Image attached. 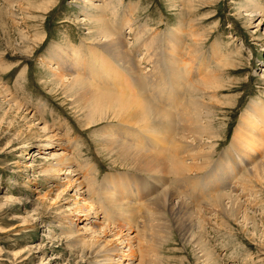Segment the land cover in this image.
I'll return each instance as SVG.
<instances>
[{"label":"rangeland","instance_id":"rangeland-1","mask_svg":"<svg viewBox=\"0 0 264 264\" xmlns=\"http://www.w3.org/2000/svg\"><path fill=\"white\" fill-rule=\"evenodd\" d=\"M82 1L0 0V264H91V256L87 251L82 252L78 245L71 243L73 236L71 234L74 229L69 222L78 217L77 208L83 205L80 200L75 203L77 198L74 192L75 187L72 185L81 180L84 185H87L91 179L95 180L103 197L99 199L97 196H90V193L82 194L86 188L81 190V197L85 195L82 198L97 213L96 219L93 218L94 214L89 215L88 223L93 220H99L101 223L105 221L103 222L106 225H103L105 230L101 229L100 225L92 227L97 230L92 236V241L97 243L113 241L116 238L113 236L116 233L113 228L114 217L110 216L112 215L110 212L107 214L106 210L108 211L109 207L104 203V193L109 190L107 187L110 183H116L119 187V192H114L113 196L118 197L121 194L127 198L129 189L134 188L132 195L134 199L142 191L144 197L151 194L146 199L147 201L151 199L150 202L163 196V200H168H166L167 207L171 195L175 198H172L175 203L178 200L180 203L183 201L185 203L175 207L173 216L165 211L164 217L159 216L160 218L156 221L160 222L156 224V221L151 218L148 221V214L144 213V208L141 206L142 202L136 201V203L130 198L135 209L140 206L142 209L140 214L139 209L134 210L133 218L136 217L134 219H137L135 221L138 224L148 225L142 235H137L139 238L142 236L141 239L134 240L133 246H137L134 258L129 261L130 264H205L197 242H194L197 238L207 244V248L209 247L213 252L216 264H264V188H260L264 186L263 184L261 186L255 174L257 168L264 163V147L261 146L255 155L256 158L251 160L248 167L241 165L237 168L233 165L235 152L231 146L234 133L237 127L241 126L242 116L250 110L251 104L256 101L264 109V0H255L257 4L248 3V0H121L122 2L116 6L119 17L124 8L133 7L131 19L135 21L134 29L137 30L140 26L147 29L145 34L143 29L144 35L139 37L140 41H138L151 42V46L139 47L136 50V56H144L146 50L152 54L155 52L159 54L157 59L163 62L160 64L164 70L163 59L166 54L162 48L165 45V37L179 36L178 47L174 54L176 59L179 58L177 64L185 67L189 59L201 58L202 61L200 60L197 64V68L202 70L208 79H206L208 85L204 91L203 89L198 91L197 87L191 88L192 82L181 86L177 95L173 91L172 103L166 101L164 95H153V92L148 89L143 91L144 99L149 101L152 107L157 105L156 108L160 110L159 115H168L172 119L176 133L183 131L180 128L184 127V124L182 125L179 121L178 110L191 102L197 104L201 123L210 120V124H213L208 130L210 135L208 132L202 135L204 143L201 145L203 146L188 149V151L193 150L191 154L185 151L187 149L183 151L182 148L170 147L171 141L177 135L172 133V140L168 139L164 147V158L172 165L174 161L181 163L180 160H182L181 164L183 162L188 164L191 163V159H187L186 155H195L197 164L200 166L191 168L189 175L187 172L180 178L173 177V171L169 172L165 176L164 184L153 193H147L151 187L153 188L152 176L143 174L133 165H124L123 163H126L124 159L119 158L108 147L102 146V133L111 128V123L113 125L116 122L99 121L87 125L84 120L77 118L81 112L76 107L77 104L74 103V109L69 106L71 98H64L49 85H44L45 82L48 83L49 61L46 62L43 58L49 55L48 51L53 45L66 47L72 54L81 43H84L85 48L81 50V55L88 61L90 59L86 58L87 54L98 56L97 54L102 53L93 39L91 40V36L97 31L96 22L84 16H94L98 12L92 8L93 6L84 5ZM190 1L195 3H193L195 8L190 5ZM91 2L95 5L100 0H91ZM186 4H188L187 8L184 6ZM81 5L86 6L87 9H82ZM255 5L262 11L259 16H253L251 19L248 16L251 9H247L248 7L255 9ZM106 21L110 26L108 18ZM88 31L92 35L85 34ZM135 32L129 33L127 28L122 30V37L125 40L128 38L126 42L129 43L128 47L131 50L135 46ZM199 36L202 39L197 38ZM48 59L47 57L46 60ZM195 61L190 66H193ZM110 64L113 63H105L102 67L109 69L115 66ZM148 67L147 63L141 64L142 71ZM85 75L87 83L103 88V83L95 82L89 74L85 73ZM118 75L120 73L116 71L115 76ZM216 80L222 85H218ZM107 86L112 87L110 83ZM75 90L77 88H74L71 94H74L73 98L76 99L78 92ZM131 93L137 95L136 90ZM136 99H142V97ZM202 107H210V109ZM166 110L170 114H167ZM250 125H254V122L246 119L243 132ZM211 128L214 130L212 131ZM261 128L260 126L259 130ZM134 130L140 133L137 129ZM243 132L239 135L242 136ZM141 140L139 138L137 141L141 144L143 142ZM188 141L192 142L191 139ZM139 143L137 144L136 140L132 142L135 147L143 150ZM66 149L68 150L65 151L66 154L74 160L71 172L68 175L55 173L53 166L56 158ZM202 150L209 154H205ZM107 152H111L112 155ZM187 152L189 154H185ZM200 152L202 155H207L205 158L207 162L199 155ZM118 159L121 160V164ZM251 167L252 169H249ZM64 169L63 167V172L66 171ZM196 170L201 173L198 171L196 173ZM214 175L219 180L225 177L234 183L239 178L238 180L243 182L242 184L235 182V195L241 201L237 216L229 213L230 209L226 208L229 205L226 203L227 200L224 201L226 206L224 208L228 209L226 211L228 217L226 218L222 211H218L216 203H213L215 194L211 193L217 188L210 187L206 191L201 189L203 182L211 181ZM147 180H149V186H147ZM189 183L198 184L195 193L185 191L188 186L190 187ZM246 186L250 188L247 189ZM244 187L246 190L242 192L241 189ZM168 188V191L173 190L176 196L172 192L164 195L163 190L167 191ZM53 198H57L55 204L52 203ZM201 201L203 203H200ZM209 201L214 205H211ZM203 204H207V210ZM182 208L186 211L190 210L187 216ZM196 210H200L201 213ZM245 210L246 214H249L248 220H243ZM180 211L183 213L178 216ZM175 213V218L178 216V219H174ZM180 217H182L181 221L185 220L182 221L183 223ZM145 221L150 224L146 225ZM164 221L169 222V225ZM174 222H179V227ZM88 223L79 225L78 233L87 227ZM190 224L192 227L189 226ZM155 226H159V229ZM153 229L154 233L151 232ZM136 230L135 228L134 231ZM188 230L192 231L191 234ZM103 231L106 232L105 235L102 234ZM149 232L152 239L150 235H147L150 234ZM134 233L132 232L131 236ZM184 233L186 236H182ZM165 235L169 236L165 237ZM122 250L125 251V248Z\"/></svg>","mask_w":264,"mask_h":264},{"label":"bare ground","instance_id":"bare-ground-1","mask_svg":"<svg viewBox=\"0 0 264 264\" xmlns=\"http://www.w3.org/2000/svg\"><path fill=\"white\" fill-rule=\"evenodd\" d=\"M121 2H122L121 0H111L110 2H109V0H100L99 3H95V5H94L93 2H91V0H87V1L83 0L82 1V3L84 5L87 4L90 7L93 6L92 8L98 12V14L94 15V16L93 15H84V16H85V18L87 16V18L95 20V22H96L97 28H95V29H97V31L94 33L93 36H91V40L93 39L94 44L97 45V47L100 49V52H102V53L97 54L98 56L92 55V54H87L86 58L90 59V61H88V59H85L81 55V50L83 48H85L84 43H81L78 46V48L72 52V54H70L71 51L68 50L66 47L61 48V47H59L58 44L53 45L51 47V49L48 51L49 55L43 58L46 62L49 61V63H48V65H49L48 83L45 82L44 85H47V86L49 85V87L56 90V92H58L60 95L64 96V98H67V97L71 98V100H70L71 102L68 103L69 106L72 109H74V107H73L74 103L77 104L76 107L79 110H81L80 113L78 112L79 114H78L77 118H79L80 120H84L87 125H91V124L97 123L99 121L103 122V121H112L113 120L114 122H116L115 124H113L114 126L111 123V128L110 129L108 128L109 129L108 131H105L104 133H102L103 145L102 144L101 145L104 147L105 146L108 147V149L111 152H114V154L119 156V158L124 159L126 161V163H123L124 165L125 164H128V166L133 165L136 168H138V171H141L143 174L152 176L151 181H153V183H152L153 188L151 187L147 193H149V192L153 193V192L159 190L160 187L164 184L163 182L165 181V176L169 172L173 171L174 172L173 177L179 176V178H180V176L185 175L187 172L189 175V173L191 172L190 171L191 168H193V167L198 168L200 166L197 164L198 161H196L197 156L190 155L193 152V150L188 151V149L193 148V147L195 149V148H197V146L204 143V142H202V135H206L208 130L210 129V126L213 124H210V120H205V122L204 121L203 122L206 124H204V123L202 124L200 117L198 115V112H197V108H196L197 104H194L191 102L190 104L187 103L188 105L187 104L183 105L178 110L179 121L182 125L184 124V127L182 126V128H180L181 130L183 129V131L176 133V132H174L175 130H174L173 126H175V125H173L172 119L168 115L167 116H164L162 114L159 115L158 111H160V110H158V107L156 108L157 105L152 107V104L149 103V101H146L144 99L145 95L143 94V91L148 89V90L153 92V95H158V96L164 95V98L166 99V101H168L169 103H172V99L174 98L173 97V91H175V94L177 95L179 93L180 87L181 86L183 87L190 82L193 83L191 88L197 87L198 91H200L201 89H203V91H204V89H206L207 85H208L206 83L207 76L204 75L202 70L197 68V64L200 62L201 58L198 60L194 59V58H193L194 60L189 59L188 63H185V67H184V65L181 66V64L180 65L177 64V61L179 58L176 59L174 54L176 52V48L178 47L179 36L168 35L165 37V39H166V41L164 43L165 45H163L164 48H162V49H164V52L166 54L165 59L162 58L163 61H165L164 62V70L160 64L163 62L160 61L159 59H157L159 54H157L155 52H154V54H152L149 50H146L144 56H136L135 53L139 47L151 46V42H148V41L139 42L140 41L139 37H142L147 32V29L143 28V26H140L137 30L134 29L135 21L131 19L133 7L130 8L127 6L126 8H124L121 16L120 17L118 16V9L116 6H118ZM251 2L254 3L255 0H248V3H251ZM193 3H194L193 1H190V5H192V7L195 6V5H193ZM84 5H81L82 9L83 8L87 9L86 6H84ZM187 5L188 4H186L184 6H186V8H187ZM254 7H255V9L252 7H248V9H247V10L251 9V11H249V15H248L249 18H251V19L253 16H259V14H261V11H262V10L260 11L257 9L258 8L257 5H255ZM83 13L85 14V12H83ZM12 15H14V14H12ZM106 18L109 19L110 26H108ZM257 26H258V24H257ZM123 28H127L129 33H133V31H136L134 33V40H135L134 45L135 46L133 47L134 49H132V50L130 47H128L129 43L126 42V40L128 38H126V40H125L122 37ZM143 29H144V34H142ZM85 34L88 35L91 33L88 31ZM197 38L202 39L201 36H199ZM178 53H180V52H178ZM47 57L49 58L48 60H46ZM194 61L196 63L193 66H190V64L193 63ZM109 62L113 63L110 65H115V66H112L109 69H105L104 67H102L103 64L109 63ZM142 63H147L150 68L148 67L145 71H142V69H141ZM227 65H229V64H227ZM117 68H119V69H117ZM116 71H118L120 73V75L115 76ZM85 73L91 75L92 80H95V82H98V83H103L106 87L104 85H102L103 88H98V87H95V85L93 86V85L87 83L85 81V79H86ZM211 73H212V71H211ZM107 74H108V77H107ZM204 79H205V81H203ZM213 82H214V80H213ZM213 82L211 83L212 85H213ZM217 82H218V80H216V83ZM108 83H110L112 87H108L107 86ZM211 84H209V86ZM217 84L222 85L221 82H219ZM74 88L75 89L77 88V90H75V91L78 92L76 95V99L73 98L74 94H71V92ZM133 90H136L137 95H133L131 93ZM190 95H192V94H190ZM138 97H142V99H136ZM190 97H192V96H190ZM192 98H194V96ZM68 104H66V105H68ZM209 105H211V103ZM202 108H209L210 109V107H202ZM82 110H85V112H82ZM166 112H167V114H170L168 112V110H166ZM211 112H213V109ZM208 115H209V113H208ZM246 119L252 120L254 122V125L248 126L247 129L243 132ZM211 120H213V119H211ZM192 125H193V127H191ZM260 126L262 127L261 129L263 131L261 129L259 130ZM134 129H137L138 131H140V133L136 132ZM212 129L213 128H211V130ZM44 130H49V129L44 128ZM49 131L52 132L51 130H49ZM187 131H188V133H187ZM242 132H243V134H242V136H240L239 134H241ZM172 133L177 134L173 140L171 139ZM208 133H209L208 135H210V132H208ZM211 133H214V132H211ZM211 135H213V134H211ZM55 136H56V134H55ZM55 136L53 135V137H55ZM100 137H101V135H100ZM48 138H50V136H48ZM139 138H141L143 140V142L141 144L139 143L140 141L139 142L137 141ZM210 138L214 139V137H212V136H210ZM168 139L172 140L171 141L172 146L170 145V147H172L173 149L182 148L183 151H184V149H187L185 151H188L190 154L188 152L185 153V154H189V155H186V158L187 159L190 158L191 163L185 164L187 162H185V163L183 162V164H181L182 160H180L181 163L178 160L179 163H177V161L175 163V161H174L175 164L173 163V165H172V164H170L169 161H167L164 158V156H163V152L165 150L164 147H166ZM188 139H191L192 142H189ZM133 140H136L137 144L139 143L140 145H142V147L144 149L141 150V149L135 147L132 144ZM205 144H204V146H205ZM201 146H203V145H201ZM231 146L234 148V152H235V155L233 157V162H234L233 165H234V167H237V168H239L241 165H243V167H248L247 165H249L251 160L253 161L257 151L261 148V146L264 147V109L261 108L260 103L255 101L253 104H251L250 110L242 116L241 126L237 127V129L234 133V136H233V141H232ZM208 149H210V148H208ZM196 150L198 151V149H196ZM65 151H68V150L67 149L63 150L62 153L58 154V157L56 158V161H55V164L53 167H55V170H54L55 173L68 175L71 172L70 171L71 165H72V162L74 160L72 159V157H69ZM202 151H204V150H202ZM111 152H107V153H111ZM212 152H213V150H212ZM200 153H199V155L201 157H203L204 160L206 161L207 159H205V158L207 157V155H205V154L206 153L209 154V153L207 151L206 152L204 151L205 154H203V155H202V153L201 154ZM111 155H112V153H111ZM177 156H175V157H177ZM180 156H182V155H180ZM242 159H243V161H241ZM118 160H120V159H118ZM119 162H120V164L122 163L121 160ZM123 164H122V166H123ZM256 164H257V162H256ZM253 166H254V164H253ZM63 167L66 169V171H64V172L62 171ZM82 169H84V168H82ZM249 169H252V167ZM199 170H196V173H197V171L201 173V171H199ZM252 171H251V173H252ZM192 173H194V172H192ZM255 174L259 178V180H260L259 182H261V186H262V184L264 186V163L261 164L260 168H257V171ZM215 175L213 176V179L212 178L210 179L211 181L203 182V188H201V189H204L206 191V189L209 190L210 187H214L213 189L217 188V189L213 190L211 193L215 194L213 197V199H214L213 203H216L215 206L217 205L218 211H222L223 214H225V216H226V211L228 209H230L231 211L229 210V213L230 214L232 213L231 215H233V216H235V215L237 216L239 214V211H237V209H238V207H241L240 206L241 201L235 195V192H236L235 182L237 181V184H240L242 181H239L238 180L239 178H237V180L233 183V182H230L229 178H225V177H222L219 180L218 177H215ZM244 175H245V173H244ZM248 175H250V174H248ZM252 175L254 176V174H252ZM171 176H172V174H171ZM250 178H251V176H250ZM258 178H256V179L258 180ZM175 179H177V178H175ZM149 180H147V184H148ZM240 180H241V177H240ZM151 181H150V184H151ZM247 182H249V181H247ZM72 184H74V183H72ZM189 185H190V187L188 186V188L185 191L187 192V190H188L189 193H193V192L195 193L196 192L195 188L198 184L196 185L194 183H189ZM72 186L75 187L74 192H75V197L77 198L75 203H77V201L80 200L83 202V205L80 207L77 205L78 206V208H77V210H78L77 216L78 217L74 221L73 220L69 221L71 228L74 229V231H72V234H71L73 236L72 237L69 236V237H71V239H72L71 243L73 245H75V246L78 245L79 249H81L82 252L84 250L87 251L88 255L91 256V260H92L91 264H130L129 261L134 258V256H135L134 251H135V247L137 246V245L133 246L134 240L137 241L139 238L138 236H140V234L142 235V232H145L144 231L145 228H148L147 224L149 223L148 221H150L149 218L156 221L158 218H160L159 216H161V215L163 216L166 213L165 211H167L168 214L173 216V211L175 210V207L184 203V201L182 203L178 202L179 200L175 203L174 200L172 199V198H174V197H172V195L169 198L168 207H167V202H166L167 199L165 198L166 200H163V198H162L163 196L156 198V201H154V202H150L151 201V199H150V201L148 200L150 203H148V201L146 199L151 194L144 197V193L142 191H140V195L135 196L136 198L134 199V197L132 196L134 194V191H135L134 188L129 189V191L127 193V195H128L127 198L125 196H122L121 194H119L120 196H118V197L113 196L114 192H119V187H118V184H116V183H110V185L107 187L109 190H107L104 193V196H105L104 203L108 204V207H109L108 211L106 210L107 214L110 212V214H112L110 216L114 217L113 228H114V230H116V231H114L116 233H114L113 236H116V238L113 241H106V242L102 241V243L101 242L97 243L95 241H92V236L97 231L94 228L100 225L101 226L100 228L105 230L103 228V225L105 224L103 222H105V221H102V223H101L99 220H93V221H91V223H88L89 222L88 221L89 215L91 213L94 214L93 218L96 219L97 213L94 212L95 209L92 206H90L87 202H85V200L82 198L85 195L81 197V193H82L81 190L86 188V191H84V193H82V194L90 193V196H97L99 199H100V197L102 198L103 195H101V192H99V188L96 186L94 179H91V181L87 185H84V183L81 180L80 182L77 181V183L72 185ZM147 186H149V184ZM246 187H247V189L250 188L248 186H246ZM260 188H264V187H260ZM226 189H228V191ZM166 190L167 191L163 190L164 195H168L169 188ZM241 190H242V192H245L244 190H246V189L244 187ZM171 192H172V194L174 193L173 190L170 191L169 193L171 194ZM202 192H204V191H202ZM174 195L176 196L175 193H174ZM206 195H207V193H206ZM158 196H156V197H158ZM130 198L133 199V202H136V201L142 202L141 206L144 208V211H145L144 213L148 214V217L145 216L148 219L147 223L145 221L147 226H143L144 224H142V225L138 224V222L135 221L137 219H134L136 217L133 218V214H135L134 210L139 209V214H140V213H142V211L140 212V210H142V209H140L141 206H140V208L135 209V207L132 205L133 202L131 201ZM196 199H197V197H196ZM198 199H199V197H198ZM182 200H183V198H182ZM225 200H227L226 203L229 204V205H227L228 207H226L224 204ZM56 201H57V198H53L52 203L55 204ZM163 201H165L166 204H164L165 202L163 203ZM202 201L200 203H203ZM210 202L211 201H209V203ZM186 203H188V202H186ZM210 204H208V205H210ZM162 205H164L165 209ZM184 205H185V203H184ZM192 205H193V203H192ZM203 205H205V204H203ZM206 205H205V208H206ZM211 205H214V204H211ZM186 206H187V204H186ZM186 206H185V208L187 210ZM181 207H183V206L181 205ZM224 207H226L228 209L225 210ZM191 208H189V209H191ZM207 209L208 208H206V210ZM186 210H184V212ZM188 211L190 212V210H188ZM188 211L185 212L186 216H187ZM198 211L200 212V210H198ZM236 211H237V213H236ZM243 212H242V215H243ZM246 212L247 211L245 210L243 220L249 219V214L247 213L248 214L247 215ZM182 213L180 211V213L179 214L177 213V214L179 216L180 214L182 215ZM194 213H195V211H194ZM207 213L209 214V212H207ZM210 214H211V211H210ZM218 214H219V212H218ZM190 215L192 216V214H190ZM227 215H229V214H227ZM107 216H109V215H107ZM137 216H139V215H137ZM175 216H176V213L174 215V219H176L178 217L177 216L175 218ZM142 217H144V216H142ZM182 217L185 218V216H182ZM182 217H180V221H181ZM227 217L228 216H226V218ZM192 218H191V221H192ZM194 218H195V215H194ZM204 218H206V217H204ZM66 219H70V217H66ZM141 221L144 222L143 219ZM182 221H185V220H182ZM186 221H187V219H186ZM193 221H194V219H193ZM198 221H200V220H198ZM157 222H160V221L159 220L156 221V224H157ZM161 222H163V221H161ZM164 222H165V224L167 223L166 221H164ZM176 222H174V223H176ZM87 223H88V226L85 227L81 232L78 233V226L82 225V224H87ZM160 224L162 225V223H160ZM177 224L179 227L180 223L178 222V223H176V225ZM191 224H193V222ZM191 224L189 226H191ZM104 226H106V225H104ZM92 227H94V228H92ZM135 228L138 231L137 230L134 231ZM156 228L159 229V226ZM174 228H175V226H174ZM182 228H184V226ZM149 229H151V228L149 227ZM154 229L151 230V232L154 233ZM157 229H155V230H157ZM186 229L187 228H185L184 230H186ZM189 230H188V232H189ZM191 230H192V228H191ZM124 231L126 233H124ZM140 231H141V233H140ZM159 231H158V233H159ZM132 232H135L133 236H131ZM186 232H187V230H186ZM191 232H189V233L191 234ZM103 233H104V235L106 234L105 231H103L102 234ZM147 233H148V231H147ZM167 233H168V230H167ZM146 234H144V235H146ZM89 235H91V236L88 238L87 236H89ZM147 235H150V238L152 239L151 233L147 234ZM184 235L186 236L185 233L182 234V236H184ZM166 236H169V235H165V237ZM188 236L189 235H187V237ZM141 237L139 239H141ZM67 238H68V236H67ZM191 238H192V236H191ZM147 239H149V238H147ZM164 241H165V239H164ZM194 242L195 243L197 242V246L200 249V252L202 254V258H204L203 262H205V264H216V258L213 255V252L209 249V247L207 248V244H205L202 241H199V238H197ZM123 248H125V251L122 250Z\"/></svg>","mask_w":264,"mask_h":264}]
</instances>
